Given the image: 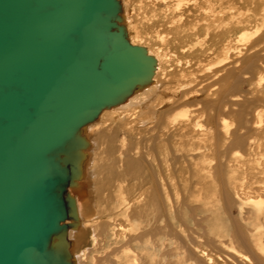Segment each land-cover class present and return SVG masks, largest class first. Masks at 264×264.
<instances>
[{
    "label": "bare ground",
    "instance_id": "bare-ground-1",
    "mask_svg": "<svg viewBox=\"0 0 264 264\" xmlns=\"http://www.w3.org/2000/svg\"><path fill=\"white\" fill-rule=\"evenodd\" d=\"M221 1L117 0L114 22L131 46L154 59V67L145 81L101 109L54 153L69 177L60 194L64 218L48 242L51 253L65 260L59 254L61 237L82 232V239L91 229L101 242L127 238L115 251L126 264H136L128 243L161 235L156 224L178 183L185 201L209 200L218 187L223 195L241 196L259 212L264 209V35H257L264 16L253 32L231 35L228 26H216L223 20ZM238 83L250 89L232 96ZM149 142L153 147L144 146ZM123 219L135 221L142 232L127 237L119 224ZM215 221L201 219L197 226H208L198 236L205 242L213 240L210 235L228 238L236 250L222 262L201 252L206 264H264L259 239L235 228L228 235L213 226ZM245 249L252 259L241 254Z\"/></svg>",
    "mask_w": 264,
    "mask_h": 264
},
{
    "label": "water",
    "instance_id": "water-1",
    "mask_svg": "<svg viewBox=\"0 0 264 264\" xmlns=\"http://www.w3.org/2000/svg\"><path fill=\"white\" fill-rule=\"evenodd\" d=\"M117 0H0V264H68L48 242L85 123L145 81L154 59L114 22Z\"/></svg>",
    "mask_w": 264,
    "mask_h": 264
},
{
    "label": "rangeland",
    "instance_id": "rangeland-1",
    "mask_svg": "<svg viewBox=\"0 0 264 264\" xmlns=\"http://www.w3.org/2000/svg\"><path fill=\"white\" fill-rule=\"evenodd\" d=\"M217 7L221 12V19L223 20L221 24H217L216 26L219 25V28L228 26L230 30L232 29L231 35H238L242 30L253 32V28L256 24L260 23L262 16H264L263 0H257L256 3L255 0H248L246 4L241 3L240 5L230 0H222L221 5H217ZM240 20L245 21V23H239ZM257 35H264L263 26ZM129 38L131 40V36ZM235 46L239 49L244 48L243 44H235ZM262 75H264L263 72ZM249 89V85H240L238 83L232 90V96L242 95L248 92ZM119 140H124V137H119ZM126 143L128 144L129 142ZM144 146L153 147V143L149 142ZM168 158H171V155H168ZM177 189L176 192H169L168 200L163 206L164 210L159 215V221L156 226L162 229L161 235L157 238L155 237L156 239L149 238L146 243H128L127 247L130 246L128 247L129 253L134 254L138 258L136 264H168L170 261L180 262L181 264H206V256L201 257V252L211 255L218 262L225 261L228 255H234L232 248L235 250L236 248L234 243L229 241L228 238L218 239L210 235L211 239H213L212 241L217 242L209 241V243L198 236L204 232V228L208 225L201 223L203 225L202 228L201 226H197V224L207 216L208 218L213 216L216 219L213 226L219 227L228 235L233 232L234 228L240 229L239 231L245 235H251L256 240L259 239L264 246V209L259 212L254 205L246 203L241 196L234 197L230 194L232 196L230 197L228 194L223 195V192L218 187L209 200L200 202L185 201L180 183H178ZM250 192L249 196L253 197L252 191ZM226 200L229 202L226 203ZM202 206H205V209H202ZM119 224L124 226L121 232L125 233L127 237L142 232L138 228L140 225L135 221L129 222L123 219ZM81 233L73 232L71 236L65 239L61 237L62 253L60 252L59 254L65 260H68L71 264H126L123 254L117 253L115 249L120 247L119 249L121 250V245L127 241V238L115 240L113 237H109L108 241L101 242V239L97 238V232H93L91 229L85 232L86 235L82 236V239L80 237ZM245 250L240 251L241 254L252 259V252L248 249L246 250L247 252ZM113 251L118 255L113 256ZM107 257L109 258L107 259Z\"/></svg>",
    "mask_w": 264,
    "mask_h": 264
}]
</instances>
